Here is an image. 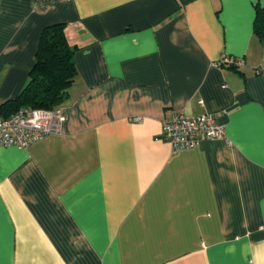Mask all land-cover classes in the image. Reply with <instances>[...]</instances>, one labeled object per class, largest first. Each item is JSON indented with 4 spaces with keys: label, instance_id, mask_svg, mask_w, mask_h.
<instances>
[{
    "label": "crops",
    "instance_id": "1",
    "mask_svg": "<svg viewBox=\"0 0 264 264\" xmlns=\"http://www.w3.org/2000/svg\"><path fill=\"white\" fill-rule=\"evenodd\" d=\"M258 7L0 0V107L28 85L48 26L66 24L78 70L60 132L0 148V264H264ZM223 55L244 64L215 67ZM203 113L227 140L174 151L164 124Z\"/></svg>",
    "mask_w": 264,
    "mask_h": 264
},
{
    "label": "built area",
    "instance_id": "2",
    "mask_svg": "<svg viewBox=\"0 0 264 264\" xmlns=\"http://www.w3.org/2000/svg\"><path fill=\"white\" fill-rule=\"evenodd\" d=\"M243 59L223 55L215 67H240ZM200 104H203L201 101ZM139 123L142 118H133ZM64 117L57 110L21 108L9 118H0V148L22 150L61 130ZM163 135L174 151L192 150L204 140H227L226 129L215 118L203 113L196 117L180 116L164 124Z\"/></svg>",
    "mask_w": 264,
    "mask_h": 264
},
{
    "label": "trees",
    "instance_id": "3",
    "mask_svg": "<svg viewBox=\"0 0 264 264\" xmlns=\"http://www.w3.org/2000/svg\"><path fill=\"white\" fill-rule=\"evenodd\" d=\"M255 33L264 40V11L260 7ZM77 72L75 49L69 43L66 24L46 27L40 36L29 83L17 98L1 105L0 111H9L3 118L11 117L21 108L54 110L69 95Z\"/></svg>",
    "mask_w": 264,
    "mask_h": 264
}]
</instances>
